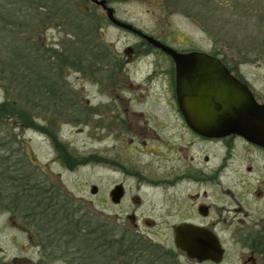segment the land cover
<instances>
[{
    "label": "rangeland",
    "instance_id": "rangeland-1",
    "mask_svg": "<svg viewBox=\"0 0 264 264\" xmlns=\"http://www.w3.org/2000/svg\"><path fill=\"white\" fill-rule=\"evenodd\" d=\"M112 5L124 22L151 35H163L182 50L246 53L248 58L252 53H264V0H115ZM87 7H91L90 14L84 12ZM103 14L90 0H0V104L5 99L15 100L21 110L22 70L30 75L29 84H35L36 76L30 73L37 72L36 62L41 57L45 62H39L45 82H39V86L45 85V90L47 84H53L58 92L52 100L59 106L51 108L46 104L49 96L43 97L40 91L37 94L31 85L29 113L37 116L41 112L49 119L55 110L58 119L44 124L43 130L50 131V136L31 130L26 135L30 184L39 181L53 191L44 195L50 197L49 202L36 193L29 194L28 217L22 218L20 210L16 212L18 216L12 217L15 212L10 207L18 202L23 208L26 202L25 198L15 202L9 197L10 184L21 169H12L4 154L0 156L4 163L0 166V264L106 263L107 255L102 257L101 246H96L97 235L90 242L86 232L80 230L86 226L89 185L99 183L104 173L98 167L88 170L84 166L86 158L103 147L109 131L106 127L118 114L120 98L138 100L140 103L134 107L138 109L144 101L168 100L171 92L167 81L145 82L147 72L153 69L151 57H136L134 63L125 64L124 50L137 42L131 34L108 27V22L96 33L90 31V17ZM92 35L106 36L103 41L109 48L104 55L97 52L95 41L90 42ZM12 47L20 50L19 59L10 53ZM250 58L254 62L249 61L244 68L251 78H259L255 87L261 92L264 55ZM117 60L123 63V71L112 69ZM53 65L57 68L54 74ZM156 67L164 71L170 65L160 59ZM10 74L12 79L8 80ZM8 84L12 85L9 90ZM39 100L43 102L42 110L35 107ZM13 126L12 121H1L0 131L17 132ZM21 154L19 151L15 156L18 165ZM67 168L74 173L67 172ZM93 200L91 219L99 224L101 208L98 198ZM40 201L44 204L37 208ZM77 234L83 235L76 239ZM150 237L161 243L159 237ZM238 253L241 249L231 244L222 264H241Z\"/></svg>",
    "mask_w": 264,
    "mask_h": 264
},
{
    "label": "flooded vegetation",
    "instance_id": "flooded-vegetation-1",
    "mask_svg": "<svg viewBox=\"0 0 264 264\" xmlns=\"http://www.w3.org/2000/svg\"><path fill=\"white\" fill-rule=\"evenodd\" d=\"M106 1L118 18L112 5L115 0ZM90 2L104 13L101 17H90V31L96 33L106 24L104 22H108V27L131 34L137 42L124 50L127 56L125 64L134 63L136 57H151L154 60L153 69L147 72L145 82L167 81L171 96L164 101H144L138 109L134 108L135 104L140 103L138 100H118V114L112 118L114 122L111 121L106 127L109 131L106 132L103 147L95 149L99 153L90 154L84 165L90 171L98 167L104 172L99 183L89 185L84 229L88 240L92 242L93 235L101 234L105 242L100 249L101 255H107L106 259L111 258L112 264H216L212 261L199 263L178 247V230L192 226L208 231L219 239L224 249L223 260L219 264L227 258L231 244L241 249V253H238L241 264H264V142L239 133L207 135L193 129L189 116L181 108L184 102L177 97V70L173 58L139 34L112 23L106 9ZM90 9L87 7L84 12L90 14ZM129 25L137 28L132 23ZM137 29L178 52H201L220 60L229 77L244 84L256 102L264 105V90L260 92L255 87V81L259 78H251L244 68L245 64L253 61L250 57L258 58L264 53H252L248 58L246 53L182 50L163 35L155 36ZM105 37H90V42L98 44L95 48L101 55L109 48L103 41ZM160 59L167 61L170 67L164 71L156 67ZM43 61L44 58L38 57L37 72H32L36 76V83L32 81L35 84H29L30 75L22 70L21 110L15 106V100L5 99L0 104V122L12 121L15 130L19 131H0V156L4 154L12 169H21L18 178L15 176L14 182L10 184V201H22L24 198L26 201L23 208H20L18 202L15 207H10L9 210L15 212L12 213L13 218L19 210L22 211V218L24 215L28 217L29 194L36 193L47 201L50 197L44 195L53 192L39 181L31 185L32 177L26 169L27 132L31 130L36 134L39 132L50 136V131L43 130L46 128L44 124L50 125L58 119L55 110L49 119H45L41 112L35 116L27 110L30 98L28 93L33 91L31 85L35 86L37 94L40 91L43 97L49 96V101L43 100L51 108L58 105L57 101L52 100L58 89L53 88V84H47L45 90V85L39 86V82H45L43 67L40 66L44 65ZM54 65L53 74L57 70ZM124 68L123 63L117 60L112 69L123 71ZM11 76L8 80L12 79ZM11 88L12 85L8 84V90ZM6 98L9 97L6 95ZM42 104L39 100L36 109L42 110ZM19 151L22 156L18 165L16 162L19 160L15 156ZM1 162L2 168L4 163ZM70 168H67V172L74 173L75 170ZM93 198H98L97 204L101 208L99 224L91 219L94 217ZM42 204L44 202L40 201L36 207ZM149 234L159 237L161 243L154 242ZM110 236L112 247L119 245V248L108 250L106 241Z\"/></svg>",
    "mask_w": 264,
    "mask_h": 264
},
{
    "label": "water",
    "instance_id": "water-1",
    "mask_svg": "<svg viewBox=\"0 0 264 264\" xmlns=\"http://www.w3.org/2000/svg\"><path fill=\"white\" fill-rule=\"evenodd\" d=\"M107 10L109 20L131 30L169 54L177 70V97L190 118V125L207 135L239 133L264 142V105L256 102L251 91L229 77L222 62L205 53H181L162 45L129 23L114 16L106 0H91ZM177 245L199 263L223 260L224 249L219 239L208 231L192 226L178 230Z\"/></svg>",
    "mask_w": 264,
    "mask_h": 264
},
{
    "label": "trees",
    "instance_id": "trees-1",
    "mask_svg": "<svg viewBox=\"0 0 264 264\" xmlns=\"http://www.w3.org/2000/svg\"><path fill=\"white\" fill-rule=\"evenodd\" d=\"M125 1V0H124ZM127 1V0H126ZM41 7H43V6H41ZM76 10H78V9H76ZM13 46V45H12ZM16 48V47H15ZM15 48L14 47H12V49H14L13 51H11L10 53L12 54V55H14V58L15 59H19V57H21V56H19V54L18 53H20V50L18 51L17 49L15 50ZM7 51H10V49H9V47L7 48ZM30 74H32V72L30 73ZM85 229V226L82 228V229H80L82 232L83 231H85L84 230ZM84 233V232H83ZM86 233H84V235H85ZM78 235V234H77ZM75 236V238L77 239V238H79L81 235H83V234H80V235H78V236ZM110 238H112L111 236L109 237V239L106 241V243H107V248H108V250H110V249H112V248H114V247H112L113 246V244L111 243V239ZM93 241H94V239H92ZM97 242V245L96 246H102L103 245V243H105V242H103L102 241V239H101V234H97V236H96V239H95ZM141 242H142V244H144L145 245V241L142 239L141 240ZM145 242V243H144ZM117 248H119V245L116 247L115 246V248L114 249H117ZM82 257L81 256H79L78 257V259L80 260ZM83 259V258H82ZM111 259V258H110ZM110 259H107L106 260V263L105 264H112V260H110ZM84 260V259H83ZM95 261V260H94ZM99 262V261H98ZM75 264H79L78 262H76ZM104 264V263H103Z\"/></svg>",
    "mask_w": 264,
    "mask_h": 264
}]
</instances>
